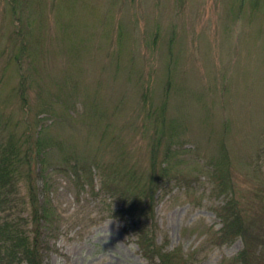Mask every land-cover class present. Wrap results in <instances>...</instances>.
Returning a JSON list of instances; mask_svg holds the SVG:
<instances>
[{"label":"rangeland","instance_id":"obj_1","mask_svg":"<svg viewBox=\"0 0 264 264\" xmlns=\"http://www.w3.org/2000/svg\"><path fill=\"white\" fill-rule=\"evenodd\" d=\"M230 1L29 0L19 20L8 0H0V109L10 123L7 131L19 136L23 125L36 121L29 125L33 132L43 129L66 152L108 166L124 158L143 178L157 132L155 115L147 113L159 108L168 79L165 120L183 124L177 134L184 146L171 152L189 181L163 182L152 211L139 199L145 210L140 218L122 216L123 205L98 191L96 167L94 187L86 181L76 187L59 142L41 157L49 164L34 159L39 205L53 215L39 221L43 264H147L137 227L148 228L164 251L180 248L191 264H226L244 248L242 238L215 244L222 225L215 210L232 198L244 215L256 217L264 204V0H239L234 13ZM20 26L28 29L22 44ZM21 45L33 48L39 61L33 65L44 66L29 76L45 78V94H55L48 97L51 110L38 106L35 90L27 96L30 108L21 104L19 74L28 67L26 55L15 58ZM220 151L230 160L226 193L209 174V161ZM12 196L6 213L24 219L33 237L23 175Z\"/></svg>","mask_w":264,"mask_h":264},{"label":"trees","instance_id":"obj_2","mask_svg":"<svg viewBox=\"0 0 264 264\" xmlns=\"http://www.w3.org/2000/svg\"><path fill=\"white\" fill-rule=\"evenodd\" d=\"M8 3L11 11L18 15L17 18L20 20L21 13L27 11L26 5L29 0H8ZM252 3L255 4V1L250 0L251 5ZM236 5H240L239 0L230 1V12H235ZM30 28H33V26H30ZM18 32L21 33L22 44L24 33H28V29L20 26ZM123 43V40H121L117 45H123ZM21 46L15 54V58L21 59L23 54L28 57V67L20 72L17 86L21 104L24 108H30L27 96L31 90H35V99L38 106L44 111L51 110L53 102L48 97L55 94H45V78L40 76L42 79L39 80L36 77L32 78L29 76L31 71L32 74L34 72H44V66L33 65L35 62H39L35 52L32 53L30 51L33 48L25 49ZM120 51L117 48V55H120ZM65 84L67 86L70 85L66 79ZM170 84V79L164 83L165 95L159 108L154 112L149 111V114L147 113L149 117L152 114L155 115L154 120L157 132L151 144L150 171L145 178L139 176L130 165L125 164L127 162L124 158L121 161L123 160L125 163H114L108 166L95 162L96 159L88 161L86 158H78L72 153L63 157V163L69 166L66 170L75 176L73 180L76 187H83L85 181L89 186L94 187L92 167H96L102 179L99 190L111 197H115L123 205L121 211H119L122 216L140 218L144 215L143 212L145 210L152 211L154 193L163 182L174 180L176 183H187L185 182L187 175L177 168L178 161L172 162L171 144L175 142L176 138H173L172 122L167 123L165 120L166 98ZM194 95L196 96L197 93L193 94V97ZM148 96L149 94L146 91L140 96L143 107L144 103L148 104ZM67 99H70V95H66L62 102L66 103ZM194 101H197L196 97H194ZM64 109L66 108L64 107ZM89 118L93 121L92 119L96 118V116L93 114ZM98 121L99 119H97L96 124ZM34 123L36 121L23 125L22 133L17 136V134L7 131L10 123L8 119L4 118V114L0 109V264H43V251L46 246L43 245V233L39 221L41 217L45 222H47L46 220L50 221L53 215L50 208L45 207L43 209L39 205L36 187L31 177L33 175L31 167H33L32 162L34 159L45 161V163L49 164L47 159L44 160L41 157H44L49 152V149L54 144H58L57 142L59 141L44 134L43 129H39L38 132L34 133L33 128L29 126L30 124L34 126ZM176 129L177 127L174 130ZM113 137L117 141L116 135ZM59 143L63 147L62 143ZM73 159H75L74 163L70 164L69 162ZM81 160H83L82 163ZM209 165L211 167L209 171L211 178L214 181H218L216 182L218 191L226 193L230 188L231 174L228 171L230 160L223 152L217 158L210 159ZM66 170L63 168L59 169L62 172H66ZM21 175L28 180V194L33 208L32 219L35 223V235L33 237L29 236L23 228L24 219H14L11 218L12 213H6L8 209L12 208V194ZM139 199H142L141 203H147L148 208L141 210ZM215 211L222 224L218 232L214 233L213 241H215V244L222 245L230 243L236 238H242L245 245L237 254L228 258L226 264H264V204L260 207V215L256 217L244 215L242 210L239 209L237 202L232 200V198L227 199L221 206L216 207ZM134 231L139 250L147 260V264H191L190 258L185 257L181 253L180 248L164 251L163 246L156 244L153 233L148 228L137 227Z\"/></svg>","mask_w":264,"mask_h":264}]
</instances>
